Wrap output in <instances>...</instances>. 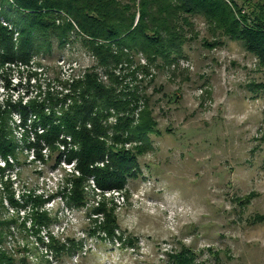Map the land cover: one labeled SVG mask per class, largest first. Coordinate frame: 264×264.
Returning <instances> with one entry per match:
<instances>
[{
  "label": "rangeland",
  "instance_id": "rangeland-1",
  "mask_svg": "<svg viewBox=\"0 0 264 264\" xmlns=\"http://www.w3.org/2000/svg\"><path fill=\"white\" fill-rule=\"evenodd\" d=\"M0 23L10 27L3 16ZM193 23L198 36L182 56L169 66L152 64V77L139 83L156 130L123 190L99 191L87 182L84 205L67 206L60 190L70 189L66 173L74 162L37 145L33 128L14 127L20 118L11 114L15 158L9 166L0 162V220L9 222L2 246L12 264H168V255L185 247L193 264H264V66L238 41L205 46L213 39L204 20ZM52 44L50 53L0 66V105L26 107L27 125H41L50 105L59 111L47 99H61L72 80L97 69L79 35ZM109 113L108 125L118 115ZM95 200L113 206L121 241L88 234ZM34 206L53 216L39 234L30 231ZM48 230L80 241L81 249L55 258L45 247Z\"/></svg>",
  "mask_w": 264,
  "mask_h": 264
},
{
  "label": "trees",
  "instance_id": "trees-1",
  "mask_svg": "<svg viewBox=\"0 0 264 264\" xmlns=\"http://www.w3.org/2000/svg\"><path fill=\"white\" fill-rule=\"evenodd\" d=\"M0 16L10 26L0 23L1 67L16 58L26 61L32 54L50 53L53 39L63 46L72 33L81 37L96 62L98 71L94 68L72 80L61 99H47L52 105L58 102L55 106L59 111L50 105L51 112L42 118L41 125L36 127L34 121L29 125L37 145L42 142L58 159L64 156V161L74 162L73 171L66 173L70 189L60 190L69 207L84 205L87 182L99 191L123 190L127 179L137 175L138 156L147 151L149 136L156 130L139 83L152 77L153 65L169 66L182 56L183 45L198 36L193 19L202 18L211 34L213 40L204 41L205 46L222 44L225 38L238 41L258 65L264 66V0H1ZM13 27L18 28L17 45ZM16 110L20 123L15 126L22 128L26 125L22 112L28 109L0 105V156L8 166L7 157L15 158L9 134L11 114ZM109 111L118 115L108 125ZM56 145L61 146L60 151ZM40 149L33 152L37 155ZM34 208L30 231L39 234L41 228L50 227L53 216ZM89 211L96 215L89 235L121 241L115 234L118 225L113 206L95 200ZM5 228L9 230V222L0 220V264H12L14 258L2 246L3 238L10 234ZM45 247L58 258L78 252L81 242L61 239L48 230ZM193 261L194 253L185 247L168 255L167 263Z\"/></svg>",
  "mask_w": 264,
  "mask_h": 264
},
{
  "label": "built area",
  "instance_id": "built-area-1",
  "mask_svg": "<svg viewBox=\"0 0 264 264\" xmlns=\"http://www.w3.org/2000/svg\"><path fill=\"white\" fill-rule=\"evenodd\" d=\"M19 118H20V117H19ZM10 122H12V121H10ZM31 122H32V121H31ZM19 123H20V121H19ZM19 123L14 124V122H12V125H14V127H15V125H17V124H19ZM29 125H31V124H28V125L26 124L24 127H22V128L20 127V128H21V129H24V128H26V127H27V128H30ZM37 126H39V125H37ZM37 126H36V127H37ZM16 127H19V126H16ZM33 131H34V129H33ZM39 132H40V130H39ZM33 136H34V134L32 135L31 138H35V137H33ZM33 153H34V152H33ZM7 160H8V162H9V161L11 160V157L8 156V157H7ZM0 162L3 163L2 166L7 165L6 162H5V160H3L2 157H0ZM69 163H70V162H69ZM0 167H1V165H0ZM72 171H73V169H72ZM70 172H71V171H70Z\"/></svg>",
  "mask_w": 264,
  "mask_h": 264
}]
</instances>
